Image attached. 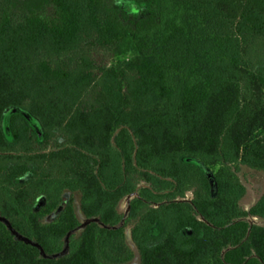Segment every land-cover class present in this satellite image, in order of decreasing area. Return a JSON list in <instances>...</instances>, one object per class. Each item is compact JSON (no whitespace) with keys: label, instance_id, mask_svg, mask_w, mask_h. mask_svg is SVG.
Returning <instances> with one entry per match:
<instances>
[{"label":"trees","instance_id":"1","mask_svg":"<svg viewBox=\"0 0 264 264\" xmlns=\"http://www.w3.org/2000/svg\"><path fill=\"white\" fill-rule=\"evenodd\" d=\"M249 217L264 0H0V264H264Z\"/></svg>","mask_w":264,"mask_h":264},{"label":"rangeland","instance_id":"2","mask_svg":"<svg viewBox=\"0 0 264 264\" xmlns=\"http://www.w3.org/2000/svg\"><path fill=\"white\" fill-rule=\"evenodd\" d=\"M16 110H19V109H16V108L10 109L6 113H4L2 116V121H1L2 129H3L4 135L7 139H10V134H9V131L7 130V127H6L8 116L12 111H16ZM29 122L32 125L35 132L38 134V136H40V130H39V126H38L37 122L31 117L29 119ZM237 175L245 187V194L241 198V200L239 201V205L242 209L246 210V209H248V207L250 205H252L257 200V198L259 197V195L261 194V192L263 190V175L258 171L250 170V169L243 167V166L239 167ZM133 195H135V194H133ZM66 196H67V198H69V197L72 198L74 208H75L76 212L78 213V215L80 216L79 211H78V195L76 193H72V194H67ZM129 197H131V195L124 197L118 205V211L120 213H122L123 216H125L127 211H128ZM190 197H191V194L189 191H187L182 199L183 200H189ZM42 202H43V199L40 198L36 204V208L40 207L42 205ZM49 218H51V216L47 217L46 220H48ZM248 219L251 223L264 225V219L263 218L249 217ZM85 222H87V219H82V223L84 224ZM80 228L81 227H79L77 229V231ZM129 229H130L129 226L125 228V241L129 245V247L133 250V258L128 264H139V256H138V253L135 250V248L131 242ZM154 232H156V228L154 229Z\"/></svg>","mask_w":264,"mask_h":264},{"label":"water","instance_id":"3","mask_svg":"<svg viewBox=\"0 0 264 264\" xmlns=\"http://www.w3.org/2000/svg\"><path fill=\"white\" fill-rule=\"evenodd\" d=\"M16 111H20V110H16ZM13 112V111H12ZM21 112V111H20ZM25 116H26V118L28 119V121H29V119H30V117L27 115V114H25ZM7 127V126H6ZM7 130H8V128H7ZM134 195L133 194H131V197H133ZM131 197H129V199L131 198ZM89 220H92V219H87V221H89ZM94 220V219H93Z\"/></svg>","mask_w":264,"mask_h":264},{"label":"snow or ice","instance_id":"4","mask_svg":"<svg viewBox=\"0 0 264 264\" xmlns=\"http://www.w3.org/2000/svg\"><path fill=\"white\" fill-rule=\"evenodd\" d=\"M132 10H133V12H135V9L134 8Z\"/></svg>","mask_w":264,"mask_h":264}]
</instances>
